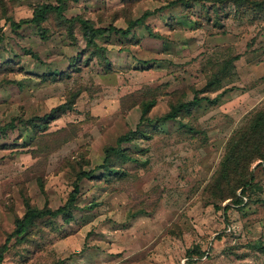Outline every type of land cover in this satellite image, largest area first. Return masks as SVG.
Returning <instances> with one entry per match:
<instances>
[{
    "label": "rangeland",
    "instance_id": "1",
    "mask_svg": "<svg viewBox=\"0 0 264 264\" xmlns=\"http://www.w3.org/2000/svg\"><path fill=\"white\" fill-rule=\"evenodd\" d=\"M43 4L58 2L0 0V127L15 126L0 132V249L27 199L63 207L80 170L103 165L130 131L147 137L121 145L138 159L116 160L123 177L82 182L71 223L39 221L26 242H9L2 264H188L190 256L194 264H264V165H252L241 204L209 191L227 144L264 109V0L69 2L67 18L104 29L127 30L155 12L146 24L162 39L144 27L128 39L98 37L107 60L88 48L80 26L74 43L53 15L47 39L19 28ZM195 98L202 103L190 114L164 120ZM152 99L151 123L142 122V103ZM69 102L36 132L31 122Z\"/></svg>",
    "mask_w": 264,
    "mask_h": 264
},
{
    "label": "trees",
    "instance_id": "2",
    "mask_svg": "<svg viewBox=\"0 0 264 264\" xmlns=\"http://www.w3.org/2000/svg\"><path fill=\"white\" fill-rule=\"evenodd\" d=\"M57 2L58 4L56 6L49 4L39 5L35 9L33 17L31 19L22 20L19 28L23 25L33 26L37 28L42 39H47V30L43 27V25L49 20V17L53 15L55 16L57 25L67 30L74 43V31L77 25L80 26L88 48H93L94 54L105 58V60H107L105 55L106 51L98 45V37L107 34H121L123 37L128 39V37L132 35L134 29L144 27L150 37L162 39L159 33L154 32L153 29L146 24V21L154 15L155 12L146 11L141 18L129 20L127 30H120L114 26L104 29L97 28L94 22L86 20L80 16L74 18H67L65 16L68 3H77L79 0H57ZM216 12H218V10ZM27 54L35 57L34 53L31 51H28ZM49 76L51 75H48L47 77ZM57 76L58 75L54 73L51 79H55ZM216 86L217 84H213V88ZM156 102V100L152 99L148 102L142 103V122L151 123L148 116L152 108L156 105ZM201 103L202 99L195 98L189 103L174 105L172 106L170 113L165 115L163 118L166 121H174L183 113L190 114L195 108L200 106ZM73 104V102L65 103L64 105L58 107L50 115L37 121V123L31 122L32 126L35 127L37 133L45 132L48 130L50 122L56 121L60 117V114L62 115L71 110ZM9 129H15V126L10 124L7 127H0V132L5 133ZM146 137L147 135L145 134V131H142L141 129L130 131L127 135L119 138L118 148L113 147L107 150V158L103 165L97 167L93 171L80 170L77 174L74 190L71 193L69 200L63 207L55 211L48 208L40 209L33 206L30 200L27 199L25 201V215L23 218L16 221L15 230L12 234H10L7 242L0 249V264H2L4 256L9 250V242L13 239L17 242H26L29 229L36 226L39 221L45 218L57 219L62 217L67 223H71L73 220V212L78 208L76 203L81 192L82 182L85 180H99L100 178L104 181H109L117 176L123 177L125 172L120 166L130 162H138V159L133 156V153L130 150L123 149L121 145L123 143H130L137 139H143ZM116 160L121 162L119 163L120 166L115 165ZM254 163L264 165V109L255 113L246 127L236 133L227 144L226 153L222 158L219 169L210 184L209 191L213 193L214 198L220 201L231 199L235 203L241 204L243 202V197L246 195V191L251 187L253 182V171L251 170V167ZM95 171H102L103 173L98 178L95 176ZM239 191H241V195H238ZM93 206L87 208L92 209L94 208ZM193 255L202 256L203 254H201L200 251L195 250ZM188 262V264H194V257L190 256Z\"/></svg>",
    "mask_w": 264,
    "mask_h": 264
}]
</instances>
